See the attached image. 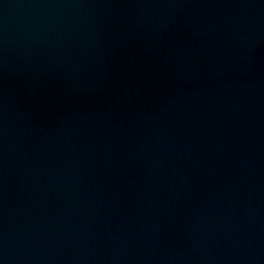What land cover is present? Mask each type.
<instances>
[{"label": "water", "instance_id": "water-1", "mask_svg": "<svg viewBox=\"0 0 264 264\" xmlns=\"http://www.w3.org/2000/svg\"><path fill=\"white\" fill-rule=\"evenodd\" d=\"M55 0H0V34Z\"/></svg>", "mask_w": 264, "mask_h": 264}]
</instances>
